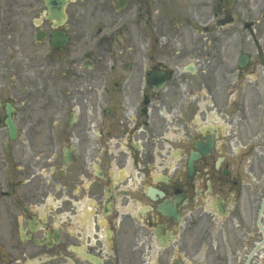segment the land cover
I'll return each instance as SVG.
<instances>
[{"label": "flooded vegetation", "instance_id": "1", "mask_svg": "<svg viewBox=\"0 0 264 264\" xmlns=\"http://www.w3.org/2000/svg\"><path fill=\"white\" fill-rule=\"evenodd\" d=\"M262 29L264 0H0V264H264Z\"/></svg>", "mask_w": 264, "mask_h": 264}, {"label": "rangeland", "instance_id": "2", "mask_svg": "<svg viewBox=\"0 0 264 264\" xmlns=\"http://www.w3.org/2000/svg\"><path fill=\"white\" fill-rule=\"evenodd\" d=\"M262 32H264V29H262Z\"/></svg>", "mask_w": 264, "mask_h": 264}]
</instances>
